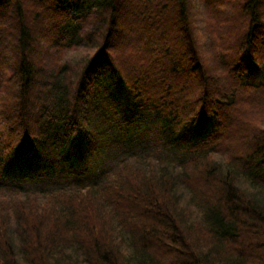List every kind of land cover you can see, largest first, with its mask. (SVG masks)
<instances>
[{"label": "trees", "instance_id": "obj_1", "mask_svg": "<svg viewBox=\"0 0 264 264\" xmlns=\"http://www.w3.org/2000/svg\"><path fill=\"white\" fill-rule=\"evenodd\" d=\"M254 67L264 0H0V264H264ZM118 87L162 149L114 121ZM86 137L117 166L75 170Z\"/></svg>", "mask_w": 264, "mask_h": 264}, {"label": "rangeland", "instance_id": "obj_2", "mask_svg": "<svg viewBox=\"0 0 264 264\" xmlns=\"http://www.w3.org/2000/svg\"><path fill=\"white\" fill-rule=\"evenodd\" d=\"M245 81L254 84L264 82V72L262 71V69L254 67L253 72L247 73L245 75ZM115 98L118 104H113V108H111L112 113H114L115 115L114 121H119L121 124H123L125 126V129L128 130L134 137H136L135 132L142 136L141 138H138V140L136 137V139H134L136 140L134 141L135 143L141 144V141L142 143L147 145L148 148L150 147V150H153V152H155L156 149H162V145L167 142L168 137L166 136V134L159 133L160 126L155 124L150 116H147L146 114L143 115V113H141L140 111L138 112L133 109V102L128 91L126 89L122 90L118 87V89L115 90ZM215 125V122L212 120L208 124H206V126H208L210 129ZM204 130L205 127H202V131ZM190 135L191 137H198V130L192 131ZM84 140V144H82L81 147L78 146L75 147V149L73 148L71 154L67 155L65 158L66 161L74 164L75 170H77L79 173H84L86 169L92 170L94 161L97 160H107V167L117 166V161L113 159L115 156H117L118 153L116 148L111 149L110 147H107L106 143L102 140L91 141L87 137ZM166 151L167 148L163 150L164 153H166ZM175 152L176 151L173 150L171 154L175 155ZM37 162L46 166L47 160H45L44 158H40L37 161L34 160L29 162L28 165V161L26 159H21L17 164L13 166V170L23 178H32L37 182H42L43 180H39V174H36L37 169L35 164ZM101 162L103 163V161ZM64 172L65 170L62 171V173ZM55 185H57L56 187L73 189V186H75L76 184L67 182L62 183L60 181ZM8 190L9 189L7 188V186L1 185L0 196H3V194L6 195L8 193Z\"/></svg>", "mask_w": 264, "mask_h": 264}]
</instances>
